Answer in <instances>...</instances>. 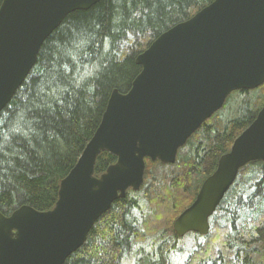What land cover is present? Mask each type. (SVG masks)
I'll use <instances>...</instances> for the list:
<instances>
[{"label":"trees","instance_id":"16d2710c","mask_svg":"<svg viewBox=\"0 0 264 264\" xmlns=\"http://www.w3.org/2000/svg\"><path fill=\"white\" fill-rule=\"evenodd\" d=\"M212 1L100 0L66 15L44 40L29 75L0 111L2 214L21 205L39 211L54 206L60 180L93 135L112 90L126 92L139 73L135 57L158 35ZM127 40L129 50L120 52ZM228 99L236 106V116L223 118ZM263 104L264 83L234 91L178 149L174 163L146 158L139 190L128 189L125 197L114 200L63 264H123L127 257L136 258L137 264H168V254L178 249L175 242L180 239L172 228L174 219L192 203L218 158ZM115 160L101 152L94 175ZM191 235L192 248L181 264H264L260 161L240 169L210 217L208 233L187 236ZM144 243V251L134 247Z\"/></svg>","mask_w":264,"mask_h":264},{"label":"water","instance_id":"95a60500","mask_svg":"<svg viewBox=\"0 0 264 264\" xmlns=\"http://www.w3.org/2000/svg\"><path fill=\"white\" fill-rule=\"evenodd\" d=\"M99 1L1 0L0 111L66 15ZM135 63L139 73L126 92L112 90L93 135L60 180L54 206L0 212V264H63L114 200L139 190L146 158L174 163L178 149L232 92L262 85L264 0H213L158 35ZM101 152L116 160L96 176ZM255 161L264 166V104L174 219V233L207 234L209 217L240 169Z\"/></svg>","mask_w":264,"mask_h":264},{"label":"rangeland","instance_id":"374dc122","mask_svg":"<svg viewBox=\"0 0 264 264\" xmlns=\"http://www.w3.org/2000/svg\"><path fill=\"white\" fill-rule=\"evenodd\" d=\"M131 39H135L132 38ZM130 48V40H127L122 43L120 47V52H126ZM233 100L230 99L226 102V107L223 109L222 117L223 118H231L236 116L234 115L235 112V105H233ZM194 238L192 236H186L183 238L178 239L175 244L177 245L176 250H172L171 253L168 254V264H181L185 261L186 257L189 255L190 249L192 248ZM147 243L139 244L134 246L135 248H141L146 247ZM181 248V250H180ZM146 248H141L142 251H144ZM148 251V249H147ZM174 255V256H173ZM123 264H137L136 258L129 259L128 257L123 261Z\"/></svg>","mask_w":264,"mask_h":264},{"label":"flooded vegetation","instance_id":"af4514ba","mask_svg":"<svg viewBox=\"0 0 264 264\" xmlns=\"http://www.w3.org/2000/svg\"><path fill=\"white\" fill-rule=\"evenodd\" d=\"M258 112V111H257ZM257 114V113H256ZM256 117V116H255ZM261 166L262 167H264L263 166V164H262V162H261ZM218 207V206H217ZM217 209V208H216ZM215 212V211H214ZM214 212H213V214H214ZM212 214V215H213ZM212 215L210 216V217H212ZM210 217H209V220H210ZM189 233H196V232H187L186 234H184L183 236H177V238H183V237H185V236H187ZM197 234H199V233H197ZM200 235V234H199ZM192 236V235H191ZM193 237V236H192Z\"/></svg>","mask_w":264,"mask_h":264},{"label":"bare ground","instance_id":"6f19581e","mask_svg":"<svg viewBox=\"0 0 264 264\" xmlns=\"http://www.w3.org/2000/svg\"><path fill=\"white\" fill-rule=\"evenodd\" d=\"M198 251V250H197ZM200 251V250H199ZM203 252H204V250H203ZM199 254V253H198ZM174 256V255H173ZM193 256V255H192ZM198 256H200V255H198ZM208 256V255H207ZM204 257V256H203ZM224 258V257H223ZM201 259H203V258H201ZM198 260V259H197ZM197 260H196V263H197ZM163 263V262H162ZM194 263H195V261H194ZM165 264V263H164Z\"/></svg>","mask_w":264,"mask_h":264}]
</instances>
